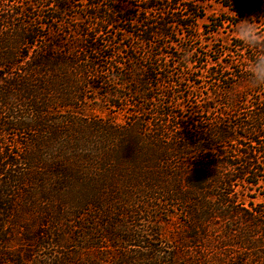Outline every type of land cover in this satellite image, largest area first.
<instances>
[{
	"label": "trees",
	"instance_id": "trees-1",
	"mask_svg": "<svg viewBox=\"0 0 264 264\" xmlns=\"http://www.w3.org/2000/svg\"><path fill=\"white\" fill-rule=\"evenodd\" d=\"M72 1L40 0L29 6L51 14L39 15L31 23L18 24V18L27 16L28 8L20 12L14 8L16 0H0V8L5 10L0 15V126L6 131L4 136L11 131L16 137L28 133L35 135L24 150L8 153L1 147L0 264H104L107 258L102 250L105 243L113 249L108 254L118 264L162 263L160 253L146 239L145 231L134 230L130 222L125 224L116 220L111 224H98L95 221L87 235L83 225L72 222L85 219L83 213L77 212L79 216H76L75 211L105 208L104 190L109 194L114 193L111 190L113 182L110 181L114 179L111 174L116 170L123 173L121 185L127 191H120L122 197L116 198L120 211L125 210L124 206H135L129 200L134 192L140 198L143 195L149 198L145 193L154 188L160 196L152 198L156 209L162 206L156 201L164 202L166 198L168 202L177 201L187 206L189 225L177 240L181 246L180 257L185 263L188 251L195 248L202 250V253L196 250L193 264H264V195L263 203L258 205L254 203V197L247 193V190H253L261 181L264 182V111L254 116L251 123L230 127L219 125L215 119L197 122L195 131L185 123L184 112L188 107H175L183 115L177 111H167L159 114L157 120L142 121L137 116L131 119V126H138L147 132L150 130L148 134L152 133V136L149 141L155 140L160 148L156 159L129 156V153H133L130 138L134 144L143 143L125 132L126 125L119 127L115 123L118 128L106 133L101 132L100 128L88 130L89 125L79 122V117L74 114L86 110L85 82L99 67L88 56L86 49L95 53L101 49L98 31L96 35L90 34L87 39L89 45H85L81 54H76L72 46L64 41L65 17L74 7ZM160 1L164 0H145V6L135 7L139 14L136 22L144 25V31L140 32L151 47L150 53L140 56L138 50L134 49L129 56L133 67L120 62L105 67L107 79L112 83L105 93V99L115 98L117 103L113 106L117 108H126L123 102L128 98H146L152 102L153 97L147 98L146 93L158 90L161 92L159 96L163 97L166 92L171 94L169 90L173 87L182 85V79L172 71L170 61L180 63L186 58L171 55L166 51L167 45L155 41L158 38L169 39L171 49L176 48L180 54L190 52V49H181L179 41L174 40L169 32L177 27V34L181 38L189 35L188 30L193 28L190 20L197 21L200 15L194 10L181 16L174 12L180 6L182 13L187 12L199 0H165L169 5L166 10L173 12V20L163 14L165 16L159 21L149 22L144 16L150 14ZM216 1L228 9L242 4V0ZM9 2L12 4L7 5ZM84 2L83 6L98 9L102 0ZM120 13L118 9L114 12L116 18L125 22L135 21ZM141 15L145 21L140 20ZM98 25L99 21L91 30L99 28ZM15 31L21 32L17 35ZM73 32L70 30L68 34L72 35ZM50 33L58 34L51 37ZM16 36L18 45L15 44ZM90 39L92 42H89ZM261 44L264 45L263 39ZM130 48L133 47H127V50ZM252 50L254 55L249 59L250 71L242 67L240 71L232 73V79L225 76V72L221 73L222 76L234 83L250 80L251 67L254 60L264 53V47ZM121 53L124 54L123 51ZM234 83L226 89L232 90ZM112 86L115 92H112ZM256 94L262 96L264 90L260 89ZM237 98H230L225 103L222 115L243 109L248 102L247 93ZM261 104L264 109V103ZM204 112L201 107H193L192 114L197 116ZM203 122L208 125L200 128ZM73 127L79 128L80 133H73ZM238 130H244L245 135L237 138ZM165 133L171 135L168 140L178 136L173 149L186 156L181 157L183 163L179 166L173 164L170 158L173 154L162 155L161 147L165 142H170L165 140ZM244 139L249 141L248 145L242 143ZM98 144L103 147L98 149ZM105 150H111L113 155L104 156ZM198 153H203V156L199 157ZM158 154L161 159L156 157ZM67 157H71L70 162ZM10 169L13 173L9 174ZM150 169L157 172L155 178H149ZM100 185L102 187L97 190V197L94 189ZM28 186H32V190H24ZM47 190L53 193L48 194ZM37 198L42 200L43 206L51 204L52 208L37 209L34 203H37ZM69 210L72 212H67ZM33 211L41 216L40 219H25L24 214ZM122 217L126 219L128 215L122 213ZM76 229L82 232L75 237ZM99 232L101 238L95 236ZM136 243L147 244L148 254L120 253L123 245L139 246ZM95 251L98 253L95 254ZM173 260L175 257L171 256V262L162 264H177Z\"/></svg>",
	"mask_w": 264,
	"mask_h": 264
},
{
	"label": "rangeland",
	"instance_id": "rangeland-1",
	"mask_svg": "<svg viewBox=\"0 0 264 264\" xmlns=\"http://www.w3.org/2000/svg\"><path fill=\"white\" fill-rule=\"evenodd\" d=\"M39 1L40 0H16L17 3L14 2L13 5L15 9L24 12L26 11L25 9L28 8L29 11L26 17L18 18V24H23V22L31 23L33 19L38 18L39 15L51 14L50 12H40L38 9L29 6ZM84 3V0L72 1L71 4L74 7L71 8L70 12H68L65 17L67 19V26L63 28L65 34H62V37L66 38L64 41L72 46L71 48H73L76 54H81L86 48L85 45L87 44V39H89L90 34L96 35V31H98L99 47L101 50L95 53L88 48L86 49L88 56L96 61L99 67L96 72L92 73L90 79L87 77V82H85L87 86L86 110L76 111L74 114L79 117V122L89 125L88 130L94 127L96 129L100 128L101 132L106 133V131H113L115 127H117L115 123L120 125L119 127L126 125L124 126L126 129L125 132L130 137H134L133 139L137 142H142L143 145H145L134 144V140L130 138L133 153H129V156L136 155L139 158L154 159L160 148L155 140L151 139L149 141L152 136V133L151 135L148 134L150 130L147 132V130H141L138 126H131V119H135L137 116L141 117L142 121L157 120L160 117L159 114L166 113L167 111L170 113L177 111L180 115H183V112L181 110H176L175 107L182 106L185 107V109L188 107L184 112L186 117L185 123L190 129L195 131L197 130L195 126L197 122H206L215 119L218 121L219 125L222 124L230 127L242 123H251L254 116L262 114V111H264L261 104L264 103V94L262 96L256 94L260 89L263 91L264 87L260 88L253 85L250 80L236 81L235 84L233 80H227L221 74L225 72V76L232 79V73L240 71L242 67H247L250 71L251 63L249 59L254 55V51L243 43L242 38L236 32V26L239 20L244 19L251 21L255 18L256 22L259 23L260 19L264 18V0H242V4L236 5L233 9L224 7L216 0H199L196 4H193V7L190 8L189 11L183 13V8L180 6L179 10L174 13H178L181 16L196 11L200 15L197 21L193 19L190 20L189 23L193 22L191 23L193 28L188 30L189 35L186 38H181V36L177 34V27H174L172 31L169 32L173 35L172 37L174 40L179 41L181 49H190V52H182V54H180L181 52L176 48L171 49L172 44L169 43V39L158 38L155 42L160 43V45H167L168 48H166L167 50L164 48V51H168L171 55L186 58V61L180 63L169 60L172 71L182 79V85L173 87L172 90H169L171 94L166 92L163 97L159 96L161 92L158 90L146 93L147 98L149 96L153 97L152 102H148L146 98H128L127 101L123 102L124 105H127L124 109L113 106L114 103H117L115 98L105 99V93L110 89V85H112L107 79L108 76L105 67L115 62L126 63L128 67H133L134 65L131 64L129 56H131V53H134V49L138 50L140 56L150 53L151 47L144 41V36H142L143 34L140 32V30L144 31V25L141 26V23L139 24L136 22V18L139 14L137 12L138 10H135V7L140 5L145 6V0H102L101 7L98 9L85 7L83 6ZM11 4L10 2L7 3V5ZM168 6L167 1H160L157 7L151 10L150 14H146L144 18L152 22L159 21V19L168 15L167 19L173 20L171 17L173 12L166 10ZM160 8H163V10H160ZM117 9L121 12L119 15L125 16L126 18H133L135 21L125 22L116 18L117 16H115L114 12ZM121 9L127 11V14H124V11ZM4 11L3 8H0V15L3 14ZM141 17L140 20L145 21L142 15ZM212 20H214L213 23ZM98 21L99 28L91 30L95 28L94 25ZM44 22H47V20ZM70 30L74 31L72 35L68 34ZM20 32L21 31L16 32L17 35ZM132 32H135V34L133 35ZM257 33L261 35V40H264V24L257 26ZM47 34L48 33H46V35ZM56 34L58 33H50L49 35H51V37H57ZM18 42L19 39L16 36L15 44L18 45ZM89 42H92V40L90 39ZM240 46L242 48H240ZM127 47L133 48H130L128 51ZM122 51L124 54L121 53ZM162 60L165 61V58H162ZM164 63L165 62H163V65ZM119 66L121 67V65ZM249 75H251V73H249ZM231 83L235 84L233 89L227 90L226 88L230 86ZM1 85L2 81L0 79V87ZM114 89L115 87L112 88V92H115ZM245 92L247 93L248 102L243 106V109L236 113L232 111L224 112V115H222L225 103L227 104L230 98L236 100L238 99L237 96H244ZM259 100H262V102L260 101L261 103H258ZM193 107H201V109L206 112L194 116L192 114ZM204 122L203 125L199 126L200 128L208 125ZM143 124H146V122H143ZM72 131L73 133H80V129L77 127H73ZM4 133H6L5 129L0 126V134H2L0 138V151L2 147L8 153L11 151L17 152L19 149L24 150L27 142L35 137L33 133L20 135L18 137L13 135L12 131L6 136L3 135ZM97 135H99V133ZM241 135H245L244 130H238L237 138H240ZM165 137V140L170 142H165L166 144L164 143L161 147L164 152L162 155L169 156L173 154L170 156L171 160H173V164L177 166L181 165L183 163L181 157L185 158L186 156L182 155L178 150L176 152V149H173L175 148V144H177L176 138L178 136L175 135L171 138L172 140H168L171 135L165 133ZM248 142L249 141L244 139L242 143L248 145ZM102 147L101 144L97 145L98 149ZM110 151L111 150L103 151V155H113ZM198 155L201 157L203 153H198ZM156 157L161 159L160 154ZM194 157L197 156L195 155ZM194 157L193 159H196ZM70 158L71 157H67L69 162ZM8 172L9 174L13 173V170L10 169ZM156 173L155 170L150 169L149 178H155ZM111 175H114V179L110 181L113 182L111 190L114 193L109 194L104 190L103 206H105V208L101 210L89 208L84 212L82 210L75 211L76 216H79L77 212L83 213L85 219L81 221L74 220L72 222L78 226L83 225L86 235L94 227L95 221H98V224H111L116 220L123 221L125 224L130 222L133 224L134 230L145 231L146 239L150 241L154 250L160 253L162 263L171 262L170 257L173 256L175 257L173 261H175V263L177 262V264H193V256L196 254V250L201 251V253L202 250L193 248L188 251V255H186L187 262L185 263L180 257L181 251L179 250L181 246L177 241L189 225V219L186 214L187 206L177 201L168 202V198H166L164 202L162 200H159V202L156 201L158 205H162L156 209L154 207L155 200L152 198L154 196H160L156 194L158 190L154 188L149 189L148 192L145 193L150 196L149 198H147L146 195L140 198L137 195L138 193L134 192L129 200L131 201L130 204H135V206L127 205L124 206L125 210L120 211L119 203L116 202V198L122 197L120 191H124L121 185L122 180H120L123 173L116 170L114 174ZM100 187L102 186L95 187L94 190L96 194ZM30 189L32 190V186L25 187L24 190L28 191ZM47 192L48 194L53 193L49 190H47ZM247 193H249L248 195L250 197H254V203L258 205L263 203L264 182L261 181L259 186L253 188V190H247ZM39 199L37 198V203L34 201L37 209L43 207L52 208L50 207L51 204L50 206L46 204L43 206L42 200ZM247 200H250V198H247ZM258 209H260V207ZM64 210H66V208ZM67 212L72 211L69 210ZM122 213L128 215V218L126 217L125 219V217H122ZM132 214L134 216H132ZM24 215L25 219L35 221L41 217L37 216L35 211ZM64 224H66V222ZM68 224L69 223L66 225ZM81 232L82 231L76 229L74 231V236L81 235ZM95 236L101 238L102 234L99 232ZM136 244L139 245L138 243ZM146 245L147 244H141L137 247H125V245H123L120 249V253L130 252L131 255L138 254L144 256L148 254L146 251L148 247ZM102 250L105 257H107L104 264H118V261L113 259L111 254H108V252L113 251V249L109 248L106 243ZM97 253L98 251H95V254ZM152 263L155 264V262Z\"/></svg>",
	"mask_w": 264,
	"mask_h": 264
},
{
	"label": "clouds",
	"instance_id": "clouds-1",
	"mask_svg": "<svg viewBox=\"0 0 264 264\" xmlns=\"http://www.w3.org/2000/svg\"><path fill=\"white\" fill-rule=\"evenodd\" d=\"M264 24V18L260 19L257 23L253 18L251 21L248 19L239 20L236 26L237 34L242 38L245 45L250 48L264 47L261 44V35L257 33V26ZM251 83L257 87H264V53L259 55L251 67Z\"/></svg>",
	"mask_w": 264,
	"mask_h": 264
}]
</instances>
